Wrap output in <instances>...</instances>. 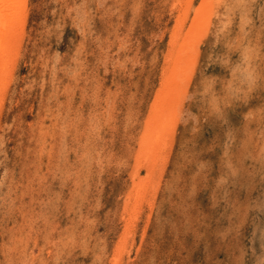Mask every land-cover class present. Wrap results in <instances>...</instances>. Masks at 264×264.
<instances>
[{"label": "rangeland", "instance_id": "1", "mask_svg": "<svg viewBox=\"0 0 264 264\" xmlns=\"http://www.w3.org/2000/svg\"><path fill=\"white\" fill-rule=\"evenodd\" d=\"M25 1L0 83V264H264V0H191L178 46L198 38L143 200L183 4Z\"/></svg>", "mask_w": 264, "mask_h": 264}, {"label": "bare ground", "instance_id": "2", "mask_svg": "<svg viewBox=\"0 0 264 264\" xmlns=\"http://www.w3.org/2000/svg\"><path fill=\"white\" fill-rule=\"evenodd\" d=\"M188 1V3H187ZM218 1V0H217ZM216 1V2H217ZM220 1V0H219ZM234 1V0H233ZM25 0H0V78L2 77L1 74L3 75V78L6 76L7 74V68H8V65L10 64V62L14 61V57H12V55L15 53V51H17L16 49L17 48H13L11 46V43H12V39H15V40H19L20 38V35H21V26L23 24V20L26 16V12H27V9L25 7ZM178 3L180 4H183L181 5L182 6V9L184 11H182V13L184 14V16H182L181 14V19H177V22L179 23V25L176 26V28L174 29L175 31L173 32L172 34V37L173 39L171 40L170 44L173 48H176V49H179V61L178 63L176 62V68L175 70H172L173 72L170 74H168L167 70L168 68L171 67V65L173 66V64H169L167 63V65L169 64V67L165 68V71L163 76V84L161 86V89L159 90V92H157V94L155 95V99L154 100V103H152V107L150 108V114L148 116V120L146 121V129L144 130V133L141 135V148H140V151L141 152H144V151H147L149 148L150 151H149V160H151V165H150V171L148 172V174H146V179L145 181H147L149 178H151V174L154 172V169H155V165L157 162H160L162 161L161 160V156L160 154L158 153L160 150H159V147L160 146V142L163 140V139H166L165 137L167 136H164V135H167V134H171L175 131H173L175 128H176V123L177 121H174L176 119L173 120V114L176 110L177 112V109H175V100L179 99V96L181 94H179V89H180V86L183 82V77L182 76H185L187 74L186 72V68H185V65H183V62L186 60L185 56L187 53H189V50L190 49L189 47H191L193 41L195 38H198V37H195L194 34V30L193 32L191 33L192 37H191V40L192 42L190 41H186V43H184L185 45H179L178 44L180 43V39L181 37L183 38H187V34H184L183 33V24H184V21L182 18H186L188 16V11L191 9V6H192V2L191 0H178L177 1ZM183 2V3H182ZM221 2V1H220ZM177 3V4H178ZM218 3V2H217ZM243 3V2H242ZM209 4V3H207ZM213 4V3H212ZM179 6V4H178ZM209 6V5H207ZM214 6V5H213ZM212 7H206L204 9H202L201 13L202 15H204L205 17L207 16V14H209L212 10ZM243 7V6H242ZM80 8V7H79ZM242 9V8H241ZM226 11V10H225ZM244 12V11H243ZM229 13V12H228ZM245 13V12H244ZM211 14H209L208 16H210ZM232 17V16H231ZM200 19V18H199ZM204 20V19H203ZM187 21V20H186ZM200 21H202L200 19ZM176 22V23H177ZM207 22V21H206ZM205 22V23H206ZM201 22L198 23L196 26L200 27L201 25ZM176 25V24H175ZM187 31V30H186ZM198 32V31H197ZM183 33V34H182ZM24 35V34H22ZM21 35V36H22ZM195 37V38H194ZM189 38V37H188ZM182 40V39H181ZM19 42V41H18ZM188 42V43H187ZM15 44V42H14ZM178 46V47H177ZM171 49V48H170ZM172 51V50H171ZM178 51V50H177ZM173 52V51H172ZM172 52H170L172 54ZM186 52V54H184ZM18 54V53H17ZM184 54V56L182 55ZM177 55V54H176ZM173 56V55H172ZM12 57V58H11ZM172 58V57H171ZM183 58H184V61H183ZM16 59V58H15ZM17 60V59H16ZM168 60V59H167ZM174 60V58L172 59ZM187 61V60H186ZM170 62V61H169ZM3 69V70H2ZM171 70V69H169ZM161 75V74H160ZM8 77V76H7ZM7 77H5L4 79L1 78L0 79V83L2 84L3 81H6ZM162 79V78H161ZM185 80V79H184ZM4 84V83H3ZM175 85L179 86L178 88L175 87ZM186 88V87H185ZM7 89V88H6ZM184 89V88H183ZM181 89V93H182V90ZM4 90H5V86L0 87V92L2 94H4ZM186 91V90H185ZM182 96V95H181ZM178 97V98H177ZM184 98V97H183ZM188 99V98H187ZM2 98L0 99V108L2 106ZM179 102V101H178ZM181 107V106H180ZM178 113V112H177ZM178 116V115H177ZM184 120V119H183ZM185 122V121H184ZM134 128V127H133ZM172 135V134H171ZM174 135V134H173ZM163 143H165L164 141H162ZM140 144V143H139ZM164 146V144H163ZM147 147V148H146ZM146 148V149H145ZM162 151V150H161ZM136 154V153H135ZM146 154V152H145ZM138 155V154H137ZM104 156V155H103ZM141 156V155H140ZM139 157V156H138ZM137 158V157H136ZM148 158V157H147ZM164 159V158H163ZM147 160V159H146ZM145 160V161H146ZM138 161V159H137ZM144 161V160H143ZM140 162V161H139ZM143 163V162H142ZM164 163V162H163ZM158 165V164H157ZM160 167V165H159ZM162 167V166H161ZM136 169V174H133V175H136V178L138 177L139 175V171L137 170V168L135 167ZM165 171V170H164ZM161 173V172H160ZM133 177V176H132ZM135 178V177H134ZM145 181H141L139 183H135L134 184V188H135V191H136V195L135 197L139 198L140 200L144 199L145 197V194H146V189L144 188L145 187V184L148 185V182L147 181L145 183ZM158 183V182H157ZM151 185V184H150ZM152 186V185H151ZM147 187V186H146ZM154 188V187H153ZM144 189V190H143ZM134 190V189H133ZM157 193V192H156ZM150 196V195H149ZM151 197V196H150ZM147 198V197H146ZM138 199V200H139ZM129 200V199H128ZM127 200V202H129ZM139 200V201H140ZM135 201V200H134ZM137 202V201H135ZM134 202V203H135ZM144 202V201H143ZM131 203V202H130ZM133 203V204H134ZM141 204V203H140ZM141 207V206H140ZM138 210V206L136 208ZM135 209V210H136ZM132 210V209H131ZM134 210V209H133ZM134 210V211H135ZM130 211V210H129ZM123 212V211H122ZM121 213V212H120ZM130 213V212H129ZM134 213V212H133ZM136 213V211H135ZM140 213V212H139ZM131 214V213H130ZM137 214V213H136ZM135 215V214H133ZM137 216V215H136ZM80 218V217H79ZM132 219V218H131ZM150 222V221H149ZM89 223V222H88ZM128 224V223H127ZM126 224V225H127ZM129 224H130V221H129ZM149 225V224H148ZM129 227V225H128ZM131 227V226H130ZM85 229V228H84ZM126 229H130V228H127ZM125 233V232H124ZM75 236V235H74ZM127 238H128V235H127ZM123 242V241H122ZM126 242V241H125ZM125 245V244H124ZM122 248V247H121ZM120 248V249H121ZM125 248H126V245H125ZM119 251V250H117ZM123 252V251H121ZM118 255V254H117Z\"/></svg>", "mask_w": 264, "mask_h": 264}]
</instances>
